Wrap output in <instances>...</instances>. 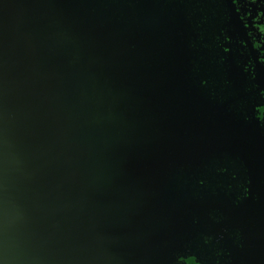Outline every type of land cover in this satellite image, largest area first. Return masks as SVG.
I'll use <instances>...</instances> for the list:
<instances>
[{
    "label": "flooded vegetation",
    "instance_id": "1",
    "mask_svg": "<svg viewBox=\"0 0 264 264\" xmlns=\"http://www.w3.org/2000/svg\"><path fill=\"white\" fill-rule=\"evenodd\" d=\"M33 1L30 0L27 3ZM21 2L27 4L26 0H21ZM232 2L234 5L233 31L231 33L226 31L228 25L223 31L224 45L228 50L229 75L227 81L240 92L242 91L240 97L247 94L244 87L246 82L251 93H257V96L261 95L259 97L262 104L261 106L259 104L257 109V106L253 104L257 102V96H255L252 100L253 105L248 103L247 110L242 111L244 116H240L235 111L225 110L226 105L228 106L236 98L230 99L222 105L216 104L214 107H209L199 98L191 95L190 90L179 78V72H177L179 63H176L180 59L184 30L183 28H174L164 17L166 31L170 38L164 44L166 47L161 48L155 38L158 39V33L165 30L163 27L162 30L160 29V18L154 11V6H151L146 0L119 1L123 9L127 10L128 7L129 12L136 11L137 13L135 36L138 40L135 45H130L126 31L122 26L118 27L116 23L111 24L110 5L100 3L99 0H59L63 13H72L75 21L63 22V27H61L56 20L53 21L51 16L53 12L55 17L56 9L48 11L50 14L43 11L44 21L39 18L40 24L37 28L43 36L39 35L38 37L36 33L32 36L33 31L25 27L31 39L30 49L33 56L39 65L48 69L50 75L53 76V84L56 85V91L64 102V115L67 122L71 124L69 112L80 125L87 126L89 122H94V128L88 134L92 133L91 138H85L92 144L88 157L83 158L79 154L76 156L77 162H79L73 171L76 174V186L79 185L82 178L83 165L86 166L90 162L100 163L103 156H105L104 159L109 160L119 156L123 158L120 166L110 165L116 172L113 170L114 172L109 174V178L113 182H110L109 178L106 179L102 192L110 188L108 186L110 183L112 185L119 184L116 192L119 196L117 204L118 206L120 203L125 204L122 205L121 210H115L117 213L113 212V214L111 210H108L103 224L106 229L104 238L107 239L106 245L109 251L114 258H120L124 264H166L167 259L162 255L161 247L163 245L172 246L182 231L177 227L174 217L176 213L173 211L177 199H180L186 207L195 210L198 226L207 241L227 242L226 248L230 255L229 264H264V130L257 122V118L260 117L264 124V44L258 39L257 32L250 25L251 22L248 18L250 1L232 0ZM153 4L161 11L154 2ZM46 7H50L47 2ZM27 11L29 12V10ZM142 11L148 21H144L146 19L142 17ZM23 17L22 14L17 13L19 22L25 21ZM146 31L150 33L149 42L145 40ZM171 31H173L172 40ZM48 35L50 38H45ZM88 35L98 36L100 42L106 41L109 51H96L95 47H89V43L84 39ZM237 37L243 39L248 49L250 61L248 60L244 67L238 66L229 51ZM36 38L46 41L48 51H52V48H56L55 44H59L61 54L53 57L50 53H45ZM66 49L75 51L74 58H82L83 61V57H85L89 60L87 70L94 76L93 86L89 85L92 92L83 90L81 84L83 78L74 71L75 61H71L70 54ZM44 53L54 60L53 62L48 59L52 63L51 69L47 68ZM59 62L68 65L71 74L79 83L78 101L75 97L76 82L72 81L68 84L65 75L53 74L58 65H62ZM81 64L83 62L80 61ZM83 66L86 68L85 64ZM167 66H170L167 70L170 79H167L165 75ZM176 77L180 80H177ZM167 80L170 81V89L165 86ZM67 90L70 91L67 92ZM169 90H173L172 93H177L175 96L180 100L178 106L174 105V101L166 99L164 93ZM108 92L117 97L113 101L123 102L117 106L118 109L125 110L127 115L126 118L114 120L125 122L123 125L127 130H131L130 126L135 122L137 134L130 137L131 141H128L126 135H123L122 131L116 129L115 124L109 121L113 120V114L119 113V110L110 104L108 117L105 111L108 106L96 102L99 100L101 103L109 101L110 94L105 95ZM85 93L90 96L84 97ZM190 96L196 102H191ZM248 102L251 100L248 99ZM128 106L130 108L127 109ZM238 107L242 108L243 106L238 105ZM193 110L199 115L194 118L198 121V125H195L194 119L189 118ZM148 119L152 123L147 121L146 128L139 123L141 120ZM97 126L102 129L107 126L108 133L105 132V136L109 138L104 137L103 141L98 142V138L93 137L97 135L95 129L98 128ZM179 133H184L183 137L180 138L181 134ZM106 140H110V142ZM112 141H122L123 147L112 149ZM130 142L131 146L128 145ZM84 144L88 146L87 142ZM102 144H106L109 148ZM207 149L213 150L217 158H220L222 153H226L242 160L246 167V177L245 182H241L243 193L240 197H236L232 192L206 193L199 197H191L187 191L184 192V195L179 193L170 195L167 190L161 187L158 178L160 176L158 173L159 164L171 161L196 163L197 152H206ZM147 150L153 153L151 160L143 155ZM109 164L108 161L104 163L105 166ZM117 169L123 173V178L129 177L127 181H117L119 178ZM136 179L139 180L138 183ZM130 180H133V184L135 180L139 185V191L136 192L131 187ZM133 192L136 193L134 198L140 200L142 205L140 211L143 215L145 214L142 223L145 228L144 233L148 235V238L144 239L143 235L135 230V241L130 242L126 241L127 231L120 219L124 213H129V195ZM101 205L100 200V209ZM89 208L92 207L89 205ZM210 209L219 210L220 214L218 213L217 219H213L212 214L208 211ZM99 213V220H102L101 210ZM117 219L118 222H116ZM122 247L128 251H123Z\"/></svg>",
    "mask_w": 264,
    "mask_h": 264
},
{
    "label": "water",
    "instance_id": "2",
    "mask_svg": "<svg viewBox=\"0 0 264 264\" xmlns=\"http://www.w3.org/2000/svg\"><path fill=\"white\" fill-rule=\"evenodd\" d=\"M227 2L231 33L234 6ZM142 17L148 21L143 11ZM26 33L10 0H0V264H124L109 251L103 219L91 220L90 199H81L76 186L73 154L89 140L66 132Z\"/></svg>",
    "mask_w": 264,
    "mask_h": 264
},
{
    "label": "trees",
    "instance_id": "3",
    "mask_svg": "<svg viewBox=\"0 0 264 264\" xmlns=\"http://www.w3.org/2000/svg\"><path fill=\"white\" fill-rule=\"evenodd\" d=\"M28 1L30 0H26V3ZM119 1L120 0H99L100 3L110 5L109 8L112 16L111 24L116 23L118 27L122 26L126 31L130 45H135L136 40H138L135 36V27L138 21L137 13L136 11L129 12L128 7L127 10L123 9ZM151 1L161 9L174 28H183L184 30V37L180 48L178 72L179 78L190 90L193 97L199 98L209 107H214L216 104L222 105L226 101L236 98L232 100L228 106L226 105L225 110L238 112L240 116H244L242 111L247 110L246 106L248 103L250 105L255 104L257 109L259 108V104L260 106L262 105L259 97L261 95L257 96V93H251L246 82L244 83V87L247 94L240 97L242 91L240 92L239 89L227 81L229 75L228 50L225 48L223 41V31L229 23L230 8L227 0ZM10 2L13 4L14 12L16 14H22V17L24 16L23 18L25 21L21 20V23L25 27L27 26L30 31L33 30L34 33H32V36H34L36 32L34 28L40 24L39 18L43 19V11L48 12L56 9L57 13L55 17L53 12L51 16L53 17V21L56 20L57 24L61 27H63V22L75 21L72 13H63V8L59 0H52L51 2L50 0H34L27 4L22 3L21 0H10ZM46 2L50 5L49 8L46 7ZM36 5V9L39 11L38 13H33ZM27 10H29V12ZM48 14L50 13L48 12ZM112 28H114V26H112ZM108 30L111 31L110 28H108ZM36 34L38 37L39 35L43 36L39 33V30H37ZM145 36V40L149 42L150 33L146 31ZM45 38L50 37L48 35ZM84 39L89 43L88 46L92 48L95 47L96 51H109V46L106 45V41L102 40V42H100L98 36L91 37L88 35L85 36ZM36 40L39 46L43 45V48L41 47L43 51H48L47 43L44 39L36 38ZM66 51L70 54L71 61H75L74 71L83 78L81 82L83 90L86 89L92 92V88L89 87V85L93 86L94 76L87 70L89 60L85 57H83V61L82 58H74L75 51L73 49H66ZM229 51H231L238 66L244 67L247 65L249 54L242 38L237 37ZM45 57L52 60L47 54H45ZM80 61L86 65V68L83 64L80 65ZM105 95H109V99H111L104 103H101L100 100L96 101L97 104H105L108 106V108L105 109L108 117L110 104L115 107V109L119 110V113L113 114V120L109 121L115 124L116 129L118 128V130L122 131L123 135H126L128 141H131L130 137L137 134L135 122L131 124V130H127L123 125L125 122H117L118 120H114L126 118L127 115L125 110L122 108L118 109L117 106L123 102L113 101L117 97L112 93L108 92ZM83 96L88 98L90 94L85 93ZM255 96H257L258 103L252 104V100ZM248 99H250L251 102H248ZM238 105H242L243 107L239 108ZM128 108H130V106H128L127 109ZM198 116V113L193 110L189 118L194 119ZM194 120L195 125H198V121H196V119ZM83 121H85V119H83ZM147 121H149V119L141 120L139 123L146 128ZM149 122L152 123L151 121ZM257 122L264 130L262 118L258 117ZM79 145V150L73 154L74 157L77 159L76 156L79 154L80 157L83 156V158H87L91 151V142L87 143L88 146L84 143ZM128 145L131 146V142L128 143ZM206 152H197L198 156L196 163L189 162L188 164L180 161H171L166 164H159L158 173L160 176H158V178L161 187L167 190L170 195H176L178 193L184 195V192L187 191L189 196L199 197L206 193L218 194L220 192H232L236 197H240L243 193L241 182H245L246 177V167L242 160L239 157H231L226 153H222L226 156L221 154V157L217 158L214 151L211 149H207ZM143 155L151 160L153 153L147 150ZM176 202L177 203L173 206V211L176 213L174 217L177 227L182 231H180V236L176 238V242L173 243L172 246L163 245L161 247V253L167 259L166 264H229L230 255L226 248L227 242L220 240L207 241L203 237V231L198 226L195 210L186 207L180 199H177ZM208 211L212 214L213 219H217L218 213L220 214L219 210L210 209ZM117 260L121 262L120 258Z\"/></svg>",
    "mask_w": 264,
    "mask_h": 264
},
{
    "label": "rangeland",
    "instance_id": "4",
    "mask_svg": "<svg viewBox=\"0 0 264 264\" xmlns=\"http://www.w3.org/2000/svg\"><path fill=\"white\" fill-rule=\"evenodd\" d=\"M249 1H250V5L248 8V15H249L248 18L250 19V22H251L250 25L252 26L253 30L257 32L258 39L264 44V0H249ZM232 4H233V2H232ZM36 8H37V5L34 8L33 13H38L39 10ZM43 21H44V19H43ZM24 28H25V26H24ZM26 28L28 29L27 26H26ZM26 28H25V30H26ZM37 28H38V26L34 28V29H36V32H37ZM170 34H171V40H172L173 31H171ZM26 35H27V38L29 39L28 41H30L31 39H30L29 34L26 33ZM165 36L167 39V41H166V43H167L169 41V38H170L168 32H167V35H165ZM53 40H56V39H53ZM30 43H31V41H30ZM55 45H56V48H52V51H44V52L50 53V55L53 57L60 55L61 51H60L59 44H55ZM40 47L43 48V45ZM45 53H44V57H45ZM45 60L47 62V66H48L47 68L51 69V66L49 65L48 58L45 57ZM52 61L54 62V60H52ZM59 63H62V65H58V68L53 71V74L58 73L59 75H65L67 80H68V84L72 83V81L77 82L76 78L71 74L70 68L68 67V65H66L63 62H59ZM42 68H43L42 70H43V78H44L45 88L48 91H50L49 92V101L51 102V104L54 107V109L56 110V112L59 113V116L62 117L65 114L64 102L61 100L60 94L56 91L57 90L56 85L53 84V81H52L53 76L50 75L48 69H45L43 66H42ZM76 85H77V83H76ZM73 87H74V85H73ZM68 91H70V90H67V92ZM172 91L169 90V91H167V93H164V92L163 93L165 94L166 99L174 101V103H175L174 105L178 106L180 100H179V98H176V96H175L177 93H172ZM78 93H79V91L77 90V92L75 94L77 101L79 100ZM72 94H73V92H72ZM68 95H70V93H68ZM77 113H78V111H77ZM69 115L71 116V117L69 116L70 120H71L70 121L71 124L69 122H67V125H66L67 131L66 132H68L71 137H75L77 139L79 138V140L83 139V138H91L92 133L90 135H88V134H89V130L94 128V122H92V121L89 122V124H87V126H88L87 127V126L78 124L75 121L74 116H72L70 112H69ZM95 129H96L97 135H94L93 137L98 138V141H103L104 137H108V136H105V132L104 131L102 132L100 127L95 128ZM97 131H99V132H97ZM179 134H181V136H180V138H181V137H183L184 133H179ZM106 141L110 142V140H106ZM102 146L109 148L106 146V144H102ZM121 147H123L122 141H120V142L119 141H112L111 142V148L112 149L113 148L117 149V148H121ZM104 158H105V156H103V160H100V161H102L100 163H94L93 164L92 162H90V164H88L86 166L83 165L82 170H81L82 171V174H81L82 178H81L80 183L78 185V189H79L78 191H79V194L81 196V199H84V200L88 199V198L90 199V203L86 202L87 207L90 205L94 209V211L96 212V210H98V206L100 205V200H101L102 205H101L100 210H101V214L103 216V221H104V217H105L108 210H111L113 213L114 212L113 210H121L122 205L125 204V203H120L119 206L117 204V201L119 200V198H118L119 196L117 195L116 192L118 191L117 188L119 187L118 186L119 184L118 185H116V184L112 185L110 183V184H108V186H110V188H108L107 191L104 190L105 192H102L104 182L106 181V179L109 178V174L113 173L114 171L116 172V170L113 169V166L110 167V165L114 164V165L118 166L119 164L122 163L123 158H122V156H119L113 160L104 159ZM97 161L99 162V160H97ZM107 161L110 162V164L108 166H105L104 163H106ZM117 172L119 173V178L117 181H121V180L127 181L128 180L129 177L126 176L125 178H123V176H122L123 173H120L118 171V169H117ZM136 180L138 183L139 180L138 179H136ZM109 181L113 182V180H111L110 178H109ZM130 182H132V184H130L131 187H133L136 190V192L139 191V185L135 182V180H134V184H133V180H130ZM126 186H128V185L126 184ZM135 196H136V193H134V192L130 193V195H129V204L130 205H128L129 213L128 214L124 213V215L120 219L124 223L126 231H127L126 241H130V242L135 241L134 240L135 239V230L139 231L143 235L142 237H144V239L148 238V235L146 233H144L145 228L143 227V223H142L145 214L143 215L142 211H140V208L142 205L140 203V200H136L137 198H134ZM132 203H133V205H132ZM149 218H150V216H149ZM91 220L95 221V223H102V221L99 220V217L94 215L93 211H92V215H91ZM116 222H118V219L116 220ZM146 222H147V220H146ZM119 225H121V224L119 223ZM103 234L104 233L101 232L100 235L105 240ZM119 250H120V248H119ZM122 250L128 251L127 249L125 250L124 247H122ZM140 256L143 257V255H140Z\"/></svg>",
    "mask_w": 264,
    "mask_h": 264
},
{
    "label": "bare ground",
    "instance_id": "5",
    "mask_svg": "<svg viewBox=\"0 0 264 264\" xmlns=\"http://www.w3.org/2000/svg\"><path fill=\"white\" fill-rule=\"evenodd\" d=\"M153 9L158 14V16L160 18V26H161L160 29L162 30V27H163L164 30H165V31H162V32L158 33V43L161 46L163 43H166V41H167L166 36H165V35H167L166 26H165L164 20L161 17V15L159 14V12L154 7H153ZM163 33H165V34H163ZM169 67L170 66H167V69L165 70V75H166L167 79H170L169 74H167L168 73L167 70H168ZM165 86L170 89L171 84H170L169 80H167V82L165 83Z\"/></svg>",
    "mask_w": 264,
    "mask_h": 264
}]
</instances>
